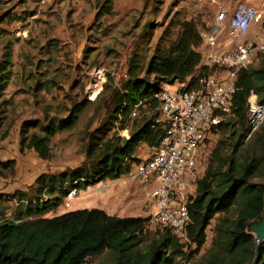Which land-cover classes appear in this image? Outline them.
Masks as SVG:
<instances>
[{"label": "trees", "instance_id": "16d2710c", "mask_svg": "<svg viewBox=\"0 0 264 264\" xmlns=\"http://www.w3.org/2000/svg\"><path fill=\"white\" fill-rule=\"evenodd\" d=\"M97 9L95 17L109 14L112 4L104 0ZM176 26L173 39H167L163 32L141 71L137 60L132 58L127 79L118 90L111 91L110 111L120 121V129L128 130V137L114 134L98 144L94 141L98 136H91L86 152L91 159L89 163L37 176L30 186L34 197L39 198L35 207L29 203V198L24 208L13 212L12 218L0 219V264H83L88 257L104 252L110 258L109 264H179L185 258L188 245L194 246L192 253L199 251L214 218L215 237L202 256L201 264L252 263L256 239L251 228L264 218V119L247 142L244 137L249 129L250 93L264 103V68L261 66H250L239 74L230 112L210 128L211 133L219 137L208 160L206 157L204 161L195 193L187 204L190 222L185 241H180L168 228L160 227L161 230L150 233L148 217H117L98 208L46 217L68 192L85 189L103 178L113 180L125 175L133 164L141 161L135 157L141 144L152 149L157 146L162 130L155 125L158 118L155 94L163 84L186 82L190 88L210 73L201 65L198 47L202 40L197 17L191 15V18L177 20ZM163 37L167 40L162 41ZM11 64V48L6 46L0 59V99L9 83ZM103 87L102 90H107L106 83ZM134 110L142 116L128 127L124 122L130 120ZM45 123L48 124L39 127L42 134L32 132L25 141L28 148L47 160L49 136L63 121L52 124L46 120ZM1 127L0 116V130ZM5 136L6 133H0V139ZM96 145L99 146L95 151ZM16 193L19 200H24L23 192ZM256 264H264V241L258 248Z\"/></svg>", "mask_w": 264, "mask_h": 264}, {"label": "rangeland", "instance_id": "374dc122", "mask_svg": "<svg viewBox=\"0 0 264 264\" xmlns=\"http://www.w3.org/2000/svg\"><path fill=\"white\" fill-rule=\"evenodd\" d=\"M40 1L0 0V59L6 46H10L12 62L9 83L0 99V133H6L0 139V201H6L0 206V219L12 218L13 212L24 208L29 198V203L35 207L39 198L34 197L30 186L41 173L56 174L89 163L91 159L86 152L91 136H98L94 139L98 144L114 134L128 137V130L120 129V121L110 111L111 91L118 90L127 79L132 58L137 60L141 71L163 32L167 39H173L176 21L191 18L181 0H132L116 4L128 11L124 19L109 28V18L105 14L93 16L81 3L84 0L80 3L78 0H54L57 10H54L53 0L50 4L47 0ZM103 1L94 0L95 8ZM31 10L36 13L33 22L28 18ZM213 13V9H206L204 14L197 16L199 31L205 29ZM118 17L111 15L116 22ZM119 32L124 34L123 38ZM167 39L163 37L162 41ZM198 50L203 52L202 44ZM97 66L110 70V75L105 82L107 90H102L91 101L85 96V87L90 70ZM251 66L264 68V55ZM140 116L142 113L134 110L124 124L129 127ZM46 120L52 124L62 120L63 124L49 136L50 156L44 160L27 147L25 138L32 132L42 134L39 127L48 124ZM218 137L212 133L204 145L203 154L207 160ZM98 146L93 149L98 150ZM152 152V148L141 144L135 157L142 161ZM17 191L25 194L24 200L18 199ZM150 191L149 186L132 177L103 178L85 189L68 192L46 217L98 208L117 217H148L147 229L155 233L161 228L151 221L154 207L149 200ZM214 223L215 218L206 229L205 243L199 251L192 253L194 246L188 245L185 258L179 264H201L202 256L215 237ZM109 263L110 258L104 252L88 257L83 264Z\"/></svg>", "mask_w": 264, "mask_h": 264}, {"label": "built area", "instance_id": "2783aa9c", "mask_svg": "<svg viewBox=\"0 0 264 264\" xmlns=\"http://www.w3.org/2000/svg\"><path fill=\"white\" fill-rule=\"evenodd\" d=\"M192 5L190 14L194 17L206 9L214 10L205 29L200 30L201 65L210 73L199 78L194 87L188 88L186 82L165 84L155 94L159 110L155 125L161 128V137L151 156L133 164L123 175L144 185L155 183L148 193L154 207L151 221L170 229L182 242L190 222L187 204L203 171V149L211 138L210 128L230 112L239 74L264 55V0L259 5L247 0L233 5L227 0H193ZM108 73L103 66L90 70L85 87L88 100L100 94ZM247 104L245 142L264 119V103L254 93Z\"/></svg>", "mask_w": 264, "mask_h": 264}, {"label": "crops", "instance_id": "0c3cea01", "mask_svg": "<svg viewBox=\"0 0 264 264\" xmlns=\"http://www.w3.org/2000/svg\"><path fill=\"white\" fill-rule=\"evenodd\" d=\"M44 1H46V0H41L40 2H44ZM48 1V3L50 4L51 2H50V0H47ZM139 2H140V0H138ZM228 1V3L230 4V5H233L234 3H236V2H238V1H243V0H227ZM250 4H252V5H259L260 4V2H261V0H247ZM78 2L80 3V0H78ZM110 2L113 4L112 5V10H111V12L109 13V14H105V16H107L108 18H109V22H108V27L109 28H113V26H116V24L118 23V22H120V20L121 19H124L125 18V16H126V14H127V11H128V9H126V8H122V7H120V6H117L116 4L117 3H131L132 2V0H110ZM181 3L183 2L184 3V5H185V7H186V9H187V11H188V13L190 14V12H191V10L193 9V0H181L180 1ZM53 5H54V10H57V2H54V0H53ZM82 4H85L86 6H87V8H88V10L90 9V13L93 15V16H95L96 15V13H97V11H98V9L97 8H95V4H94V0H84L83 2H81ZM82 4L80 5V6H82ZM140 4V3H139ZM182 6V5H181ZM50 7V6H49ZM76 8H77V10H78V6H76ZM81 8L82 7H79V9L81 10ZM133 10V9H132ZM206 10H204L202 13L204 14V12H205ZM76 13H77V11H76ZM113 14H115V16L116 15H118L119 17H118V20L119 21H117L116 22V20L115 19H112L111 18V15H113ZM202 15V14H201ZM200 15V16H201ZM35 17H36V13H35V11H33V10H31V11H29V13H28V18H31V22H33V19H35ZM43 17H46V15H44ZM54 16L53 15H50V18H53ZM198 18V17H197ZM210 20H208V22H209ZM35 22H37V20L35 21ZM39 25H40V23H39ZM123 25H124V23H123ZM118 35L121 37V38H123L124 37V34H121L120 32L118 33ZM150 185H147V186H149L150 187V189H152L153 188V182H150L149 183ZM1 200V199H0ZM5 203H6V201H0V206H2V205H5Z\"/></svg>", "mask_w": 264, "mask_h": 264}, {"label": "water", "instance_id": "95a60500", "mask_svg": "<svg viewBox=\"0 0 264 264\" xmlns=\"http://www.w3.org/2000/svg\"><path fill=\"white\" fill-rule=\"evenodd\" d=\"M251 229L256 239L255 256L251 264H256L258 257V248L260 244L264 241V218L257 225H253Z\"/></svg>", "mask_w": 264, "mask_h": 264}]
</instances>
